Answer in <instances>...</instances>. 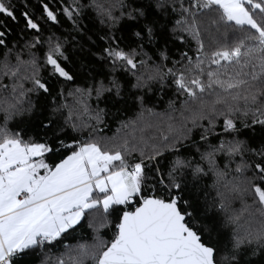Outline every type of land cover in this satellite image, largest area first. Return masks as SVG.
Masks as SVG:
<instances>
[{
    "label": "trees",
    "instance_id": "obj_1",
    "mask_svg": "<svg viewBox=\"0 0 264 264\" xmlns=\"http://www.w3.org/2000/svg\"><path fill=\"white\" fill-rule=\"evenodd\" d=\"M241 5L256 27L212 0H0V146L43 144L53 168L93 144L141 169L131 202L91 193L10 264H97L123 211L173 194L215 264H264V0Z\"/></svg>",
    "mask_w": 264,
    "mask_h": 264
},
{
    "label": "rangeland",
    "instance_id": "obj_2",
    "mask_svg": "<svg viewBox=\"0 0 264 264\" xmlns=\"http://www.w3.org/2000/svg\"><path fill=\"white\" fill-rule=\"evenodd\" d=\"M216 1V0H212ZM218 1V0H217ZM216 1V2H217ZM232 3H236V7L233 8L235 4L227 5L225 13L228 19L232 22H237L240 24H247L252 28L256 27L255 17L251 15V12L245 10L241 5L242 0H238ZM82 146H87L84 143ZM90 148H94L93 144H89ZM84 148V147H83ZM46 149L43 144L25 145L15 141H8L0 146V170L4 171L3 179L4 187L3 194L9 192L7 195H23L31 194V196H38L40 194L49 192L56 189L62 185H66L70 182H75L80 179H84L87 176L86 164L81 157L83 152H75L70 154L60 163L56 164L53 168H50L48 164L36 159L39 157ZM94 158L98 155V161L102 163L105 168L110 165L109 156L104 154H92ZM89 155L86 156L88 158ZM15 165V167H14ZM10 170H6L10 168ZM91 170L93 165L90 164ZM131 169L132 172L129 170ZM129 169H123L122 172L113 175L105 176L106 178L92 183V181L84 182L82 185L70 188L63 192L61 197L53 201H49L53 210V216L51 218L61 219L68 218L71 219L73 215H77L78 211L84 208L85 204L88 203L86 199L87 193H91L96 188V191H104L110 189V193H106L101 197L100 204L103 208H108L113 202H124L131 200L132 196L138 191L139 181L135 176V170L139 171L140 176V165H135ZM135 175H133V174ZM98 180V179H97ZM141 180V179H140ZM87 184V185H86ZM74 188L76 190L71 191ZM98 192V193H99ZM261 201L264 203V195L259 193ZM89 202H94L92 199ZM48 203L40 204L39 207L30 211L25 220V228L21 225H17L14 228V235L18 236L22 233L27 232L31 234L33 231H38L41 236L49 235L52 233H46L48 228L46 225L49 223H42V217L45 212L50 213V209L47 207ZM96 203V202H95ZM93 203V204H95ZM89 206V205H87ZM75 211H77L75 213ZM74 212V214H72ZM61 213V214H60ZM39 218H38V217ZM45 221V219H44ZM51 225L53 222L49 219ZM53 226L49 229L51 230ZM80 250H83L80 247ZM79 250H74L73 254L70 255V249L66 252L69 254L62 255L60 257L50 256L51 262L54 264H68L76 261L77 253ZM5 264V263H4ZM6 264H9L8 262Z\"/></svg>",
    "mask_w": 264,
    "mask_h": 264
},
{
    "label": "water",
    "instance_id": "obj_3",
    "mask_svg": "<svg viewBox=\"0 0 264 264\" xmlns=\"http://www.w3.org/2000/svg\"><path fill=\"white\" fill-rule=\"evenodd\" d=\"M185 218L176 202L145 197L122 212L97 264H215L214 248L201 242Z\"/></svg>",
    "mask_w": 264,
    "mask_h": 264
},
{
    "label": "crops",
    "instance_id": "obj_4",
    "mask_svg": "<svg viewBox=\"0 0 264 264\" xmlns=\"http://www.w3.org/2000/svg\"><path fill=\"white\" fill-rule=\"evenodd\" d=\"M217 1V0H216ZM215 1V2H216ZM240 0H238L239 2ZM235 1H231V0H218L216 3L222 5L224 8L227 5H232L235 4L233 6L236 7V3H232ZM241 3V2H239ZM84 147V148H83ZM79 152H83V154L81 153V157L83 158V161L86 164V169H87V176L84 179H80L77 180L75 182H70L66 185H62L56 189H53L49 192L40 194L38 196H31V194H24L23 195H7L9 194V192H6L4 195L3 192V187L5 182H2L3 179V173L4 171L0 170V264H6L7 262L10 264V260L12 259L13 255L15 253H17L18 251L33 246L34 244L37 243L39 238H43V237H48V238H54L57 237L61 232L65 231L67 228L77 224L82 216V212L86 209H89L90 207H93L97 204L96 201L94 202H89L88 200H90V196L91 193L96 192L98 193L99 191H96V188H94V191H92L91 193H87L86 195V199L87 202L84 206V208H82L81 210L78 211L77 215H73V217L71 219H54L51 218L53 216V208L51 207L50 203H48L49 201H53L55 199H57L58 197H61V195L63 192H65L66 190L76 187V186H80L82 185L84 182H88V181H92V183H95L96 181L102 180L104 178H106L105 176H109V175H113L117 174L119 172H122L123 169L121 170H116V171H112L111 170V165L112 163L118 158L116 155L113 154H108V153H103L101 152L96 146H94V148H90L89 144H87V146H81L79 148V150L77 151ZM104 154L106 156H109V159H107V161H110V165L108 164V168H105L102 163L97 162L98 161V156L96 158L93 157L92 154ZM88 156V158H86V156ZM90 164L93 165V169L91 170L90 168ZM15 167V165H14ZM10 168L6 169V170H10ZM129 169V168H128ZM131 172L132 170L129 169ZM133 174V173H132ZM134 175V174H133ZM135 176V175H134ZM136 178H138L137 176H135ZM98 179V180H97ZM139 181V179H138ZM84 183V184H85ZM87 185V184H86ZM85 186V185H82ZM80 186V187H82ZM139 188H140V183H139ZM139 188L138 191L132 196L131 200L128 201H124V202H113L111 203H121V204H125V203H129L132 201L133 197L135 195H137V193L139 192ZM78 188H74L73 190H76ZM110 193V189H106L104 191H101L99 193ZM96 202V203H95ZM48 203V208L50 209V213L45 212L43 214L42 217V223H47L49 222L46 226L49 227L46 233H52L49 235H44L41 236L39 234L38 231H33L31 234H28L27 232L22 233L18 236L14 235V228L17 225H21L25 228V220L28 214H30V211L39 207V205L41 204H45ZM95 203V204H93ZM89 205V206H87ZM110 205V206H111ZM109 206V207H110ZM107 209V208H105ZM77 211H75L76 213ZM61 214V213H60ZM74 214V212L72 213ZM38 217V216H37ZM39 218V217H38ZM45 219V221H44ZM49 219H51V221L53 222V228L51 230H49L51 227V223L49 221Z\"/></svg>",
    "mask_w": 264,
    "mask_h": 264
},
{
    "label": "built area",
    "instance_id": "obj_5",
    "mask_svg": "<svg viewBox=\"0 0 264 264\" xmlns=\"http://www.w3.org/2000/svg\"><path fill=\"white\" fill-rule=\"evenodd\" d=\"M135 175H136V176L139 175V171H138V170H135ZM177 198H178V195H177V194H173V195H172V200H171V201L177 202V201H176Z\"/></svg>",
    "mask_w": 264,
    "mask_h": 264
},
{
    "label": "bare ground",
    "instance_id": "obj_6",
    "mask_svg": "<svg viewBox=\"0 0 264 264\" xmlns=\"http://www.w3.org/2000/svg\"><path fill=\"white\" fill-rule=\"evenodd\" d=\"M44 242V241H43Z\"/></svg>",
    "mask_w": 264,
    "mask_h": 264
}]
</instances>
